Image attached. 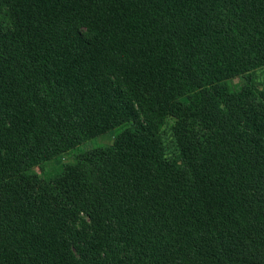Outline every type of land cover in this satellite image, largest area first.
Wrapping results in <instances>:
<instances>
[{
	"label": "trees",
	"instance_id": "16d2710c",
	"mask_svg": "<svg viewBox=\"0 0 264 264\" xmlns=\"http://www.w3.org/2000/svg\"><path fill=\"white\" fill-rule=\"evenodd\" d=\"M263 69L264 0H0V264H264Z\"/></svg>",
	"mask_w": 264,
	"mask_h": 264
},
{
	"label": "rangeland",
	"instance_id": "374dc122",
	"mask_svg": "<svg viewBox=\"0 0 264 264\" xmlns=\"http://www.w3.org/2000/svg\"><path fill=\"white\" fill-rule=\"evenodd\" d=\"M256 81L258 82V84L260 85L261 88H264V69L260 70L257 72L256 76H255ZM113 139V134L112 133H105L103 135H101L97 141L95 142H86L83 144V147L85 149H91L93 148V146L96 145H104L107 144L109 142H111ZM69 159V157H66L65 159H63V161H67ZM59 165V161L58 160H54L50 163L45 164L44 169L45 170H52L53 168L57 167ZM38 171H40V169H37Z\"/></svg>",
	"mask_w": 264,
	"mask_h": 264
}]
</instances>
